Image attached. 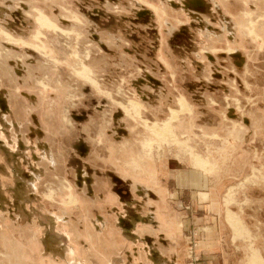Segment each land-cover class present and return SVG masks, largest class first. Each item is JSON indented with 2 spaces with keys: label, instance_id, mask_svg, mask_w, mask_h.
<instances>
[{
  "label": "rangeland",
  "instance_id": "rangeland-1",
  "mask_svg": "<svg viewBox=\"0 0 264 264\" xmlns=\"http://www.w3.org/2000/svg\"><path fill=\"white\" fill-rule=\"evenodd\" d=\"M206 262L264 264V0H0V264Z\"/></svg>",
  "mask_w": 264,
  "mask_h": 264
},
{
  "label": "crops",
  "instance_id": "crops-1",
  "mask_svg": "<svg viewBox=\"0 0 264 264\" xmlns=\"http://www.w3.org/2000/svg\"><path fill=\"white\" fill-rule=\"evenodd\" d=\"M193 164H195V166H199V164H198V162H196L195 160L193 161ZM163 168H164V174H166V173H168V174H171V176L172 177H174V181L178 184V186L181 188V187H187V188H190V189H192L193 188V190L196 192L198 189L200 190V189H202L201 187V185H199V186H201V187H193V185H198V184H200V183H203V180H204V182H206L207 180H205V175L204 176H202L201 174L203 173V172H201L199 169H193V168H191V169H188V168H185V169H183V170H179V171H175V169L174 168H172V167H166L165 165L163 166ZM166 169V170H165ZM208 181H210V180H208ZM146 182V181H145ZM146 184V183H145ZM205 198V197H204ZM208 200V199H207ZM210 205V204H209ZM209 227H211V226H209ZM209 227H208V229H206L205 227V229L204 230H206L207 232L208 231H212V230H210L209 229ZM211 242H213V241H211ZM214 243H217V240L215 239V241L212 243V245L214 244ZM220 244H226V242L225 241H221V243ZM229 244H232V242H229V243H227V245H226V247L228 248L229 247ZM233 245V244H232ZM221 247H223V245H221ZM224 257V256H223ZM222 257V258H223ZM223 260V259H222ZM207 263V262H206ZM207 264H212V263H207Z\"/></svg>",
  "mask_w": 264,
  "mask_h": 264
},
{
  "label": "bare ground",
  "instance_id": "bare-ground-1",
  "mask_svg": "<svg viewBox=\"0 0 264 264\" xmlns=\"http://www.w3.org/2000/svg\"><path fill=\"white\" fill-rule=\"evenodd\" d=\"M44 18V20H42V23H40L42 26H48L49 28H55L56 29V26L54 25V24H52V23H48L47 21H46V19H45V17H43ZM40 21H41V19H40ZM182 101V100H181ZM185 101L183 102H181V111H184L186 108V106H185ZM176 114H178V113H176ZM164 128V127H163ZM162 128V129H163ZM166 128H167V125H166Z\"/></svg>",
  "mask_w": 264,
  "mask_h": 264
}]
</instances>
